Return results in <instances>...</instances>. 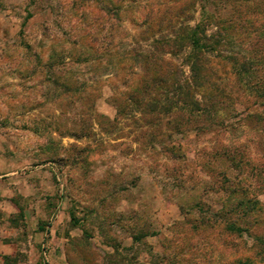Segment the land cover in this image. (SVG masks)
<instances>
[{
  "label": "rangeland",
  "instance_id": "obj_1",
  "mask_svg": "<svg viewBox=\"0 0 264 264\" xmlns=\"http://www.w3.org/2000/svg\"><path fill=\"white\" fill-rule=\"evenodd\" d=\"M114 1L0 0V264H188L179 256L191 243L202 264H264V225L226 250L213 239L222 225L204 227L197 211L220 208L221 172L255 185L253 167L264 170V118H243L264 109L238 72L264 56L252 44L264 40V0H122L119 11ZM133 11L150 23H132ZM198 23L213 47L194 110L205 93L224 123L178 132V110L160 115L138 94V60L154 52L178 67L171 79L188 78L191 48L170 51ZM88 33L105 51L82 55ZM112 43L132 57L126 75ZM231 155L247 156L242 173Z\"/></svg>",
  "mask_w": 264,
  "mask_h": 264
},
{
  "label": "trees",
  "instance_id": "obj_2",
  "mask_svg": "<svg viewBox=\"0 0 264 264\" xmlns=\"http://www.w3.org/2000/svg\"><path fill=\"white\" fill-rule=\"evenodd\" d=\"M120 2H122V0L114 1L118 11L121 7ZM116 11L114 15L119 19L121 16H119V12ZM150 19L151 13H138L133 11L130 16V21L135 25H147L150 23ZM80 39H84L83 41L81 40L82 43L86 42L82 44V55L83 53L85 55L98 53L99 50L105 51L104 42L99 40L96 34L88 33L83 36L81 35ZM111 39H115L113 34L111 35ZM174 40L175 43L173 47L177 48H175L174 51H170L172 54L181 51L182 47L188 46L191 48V52L187 55V62L189 63L191 74L182 81L180 78L171 79L173 75L172 73L169 74L168 70L171 69L170 71H172V69L175 68V71H178V67L172 62L160 59V56L154 52H148L138 60L139 62L141 61L144 72L141 85L138 88V94L141 93L144 104L148 105L150 110L155 111L156 108L159 107L160 115H170L174 109L178 110L174 115V126L176 125L175 129L178 132L183 131V128L187 124L196 125L198 130L201 129L200 125L206 124V122L202 120L203 117L206 118V121L209 123L208 127L222 126L224 121L218 119L214 114L212 105L207 104V101L215 100L219 102V100L204 93L201 95L203 98L201 108H197V112L194 110V106L199 105V101L196 99L197 89L203 86V84H200V79L204 76L202 73L204 68L202 56L205 52L211 51L213 47L211 44V36L207 35L204 24L198 23L193 27L188 26L183 29L181 35L177 36ZM155 43H160V40H155ZM261 43L263 45L264 40L263 36L259 34V39L252 44L257 47ZM112 44L115 48L118 47L116 48L118 50L117 53H120L115 67L118 71L123 70L124 75H126L132 68V65L127 64V59H132V57L126 56V52H121L119 50V46L121 45ZM239 69L240 71L238 70V72L246 75V85L249 86L248 89L253 91L257 103L260 102L264 109V56L262 57V55H259L258 58L253 56V58L243 59L239 64ZM241 79H244V77L241 76L240 80ZM68 88L70 90L73 89L70 84H68ZM158 95H163V105H160L162 99H159ZM243 118L244 120L250 121L251 119H263L264 116L261 115V113L248 110ZM229 159L232 162L230 168L241 173L246 169L248 163H250L249 160H247V156L237 159L235 155H231ZM253 168L256 169V174H253L254 178H256L255 185L248 181V176L245 178L238 173L231 178L227 175V173L230 172H221L222 174L220 175L224 178L221 180L222 183L218 185L216 190L223 192L225 194V199L220 203V208L218 210H204L199 205L197 207L201 223L204 227H210L211 224L217 226L222 225L221 230H217L216 232L217 238L213 236V239H219L218 241H220L221 246L226 250L236 246L234 240L239 239L244 234L255 237L253 236V228L264 225V208L259 199V195L264 192V170H262L261 166ZM194 229H198V227ZM205 237L207 238V236ZM255 239L256 241L261 240V242H264V239L260 238V236H256ZM198 243L200 244L201 242ZM189 246L186 254L181 253L179 256L180 260H185L188 264H202L200 260L202 257L200 254L202 252L198 250V245L191 243ZM206 250L205 259L211 252L210 249ZM166 257H168V255H166ZM169 260L171 261V259ZM171 264H179L177 258H175V261H172ZM203 264H210V262H204ZM225 264L251 263L235 258L234 260L226 261Z\"/></svg>",
  "mask_w": 264,
  "mask_h": 264
}]
</instances>
